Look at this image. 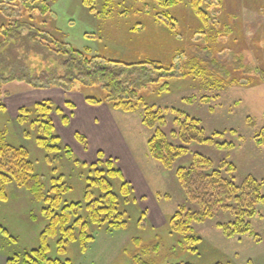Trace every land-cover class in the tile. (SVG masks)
Here are the masks:
<instances>
[{
    "label": "rangeland",
    "instance_id": "obj_1",
    "mask_svg": "<svg viewBox=\"0 0 264 264\" xmlns=\"http://www.w3.org/2000/svg\"><path fill=\"white\" fill-rule=\"evenodd\" d=\"M96 2L99 15L90 13L82 0H60L53 7L56 13L54 27L68 43L81 50L90 48L95 54L129 62L150 57L169 65L177 50L191 54L196 43L203 42L200 35L194 36L198 24L188 3L174 10L178 22L173 28L161 22L147 27V16L138 14L139 4L133 0H115L108 5L106 0ZM105 9L108 10L106 13ZM223 10V25L240 18L233 36L239 40L235 43L232 38L222 36L215 45L221 50H217L219 60L226 65L240 60L246 67L264 70V0H224ZM143 26L145 30L136 34L134 28L143 29ZM21 58L30 72L58 68L56 62L45 61L41 55L21 54ZM257 83L256 87L235 86L221 90L209 89L191 77L181 78L172 81L168 91L161 95L154 93L147 101L149 106L164 111L167 124L162 131L175 144L179 142L171 138V133L177 131L179 113L201 121L207 137L218 143L234 144L231 151L196 144L189 148L193 154L210 158L216 167L223 161L233 164L236 172L224 176L237 186L253 178L262 185L264 195V147L257 146L255 141L264 130V83ZM46 101H50L55 109L60 107L70 118L72 125L67 128L55 111L51 114L63 143L73 150L81 163H97V153L103 151L105 160L114 159L134 188V202L121 206L128 214V222L123 228L95 230V238L86 249L79 243L66 244L62 253L50 241V257L70 259L74 264H139L140 261L143 264H264V205L258 206V214L251 220L252 235L231 240L225 238L218 225L231 222L233 217L229 212H221L213 220L194 224L202 242L190 243V250L179 247L180 238L171 232L169 218L184 207L190 211L199 209L189 200L176 176L178 168L191 164L192 155L178 162L172 171L153 160L148 141L154 130L143 125V111L125 114L102 106L96 109L93 119L82 122L66 107V102L72 101L81 111L82 106H86L82 94L65 95L57 89L31 92L13 89V93H8L4 99L8 116L0 117V133L7 132L9 144L28 149L35 172L47 188H50L52 168L57 166L72 188L65 199L86 205L85 180L78 166L64 154L50 163L34 137H26L27 125L17 119L21 108ZM94 131L98 134L90 133ZM77 133L87 138L86 145L76 139ZM111 183L120 197L119 182ZM8 192V201L0 207V225L13 239L0 235V257L4 262L10 255L38 248L47 225L39 214L42 206L35 203L27 190L12 184ZM82 214L86 215L85 210Z\"/></svg>",
    "mask_w": 264,
    "mask_h": 264
},
{
    "label": "trees",
    "instance_id": "obj_2",
    "mask_svg": "<svg viewBox=\"0 0 264 264\" xmlns=\"http://www.w3.org/2000/svg\"><path fill=\"white\" fill-rule=\"evenodd\" d=\"M59 1H0V117L8 116L4 99L8 93H13L15 87L28 91L57 89L65 95L78 93L90 106H108L125 114L143 111V125L148 130H154L148 141L153 160L165 170L172 171L178 162L192 155L191 164L178 168L176 176L189 200L199 209L190 211L184 207L169 218L171 232L180 238L179 247L190 250V243L197 245L202 242L196 235L194 224L213 220L221 212H229L233 217L231 222L218 225L225 238L231 240L252 235L251 220L258 214V206L264 205L262 185L249 178L237 186L224 176H232L236 172L233 164L223 161L216 167L210 158L193 154L189 148L196 144L231 151L235 148L234 144L218 143L214 138L207 137L201 121L182 113L176 119L177 131L171 133V138L179 142L175 144L162 131L167 124L164 111L149 106L147 101L154 93L161 95L168 91L172 81L181 78L191 77L209 89L221 90L235 86L256 87L257 82L264 83V70L260 67H246L240 60L226 65L219 60L218 51L221 50L215 45L222 36L238 43L239 39L233 36L240 18L222 24L224 0H133L139 4L138 14L147 16V27L161 22L175 28L178 19L174 10L188 3L198 24L193 31L194 36L200 35L203 42L198 41L191 54L177 50L169 65L150 57L129 62L95 54L90 48L81 50L68 43L60 30L54 27L56 13L53 7ZM82 1L90 13L99 15L97 0ZM106 1L108 5L115 0ZM107 11L105 9L104 12ZM215 12L216 15L213 14ZM134 29L136 34H140L145 27ZM21 54L41 55L45 61L56 62L58 68L30 72ZM59 68L61 71H58ZM66 107L74 110L76 105L67 101ZM53 111L64 126L70 125V118L62 113L60 107L55 109L50 101L21 108L17 119L27 125L26 137H34L50 163L64 154L78 166L85 180L86 205L84 207L81 203H70L65 199L72 188L58 172L57 166L52 168L50 188H47L42 177L35 172L28 149L9 144L6 141L7 132H1L0 207L8 201V189L15 184L27 190L35 203L42 206L39 214L47 223L40 246L22 254L10 255L7 264H74L70 259L50 257V241L62 253L66 244L79 243L82 249H86L95 238V230H118L128 222V214L121 206L134 202L132 184L125 179L114 159L105 160L103 151L97 153V163H81L58 134L56 123L51 118ZM251 126L254 127V124L251 123ZM75 137L86 145L84 135L77 133ZM255 141L257 146L264 147V130ZM112 181L119 182L120 197L115 193ZM84 210L86 215L82 214ZM0 235L13 239L1 225ZM139 264L143 263L140 261Z\"/></svg>",
    "mask_w": 264,
    "mask_h": 264
},
{
    "label": "crops",
    "instance_id": "obj_3",
    "mask_svg": "<svg viewBox=\"0 0 264 264\" xmlns=\"http://www.w3.org/2000/svg\"><path fill=\"white\" fill-rule=\"evenodd\" d=\"M14 89H22V90H26L25 88H21V87H15ZM26 91H28V90H26ZM31 92V91H30ZM78 106V105H77ZM76 106V108L74 109V110H71V109H69L70 111H72L73 112V117L76 115V118L75 119H77V120H81L82 119V122H84V121H88L89 120V118L90 119H93L94 118V116L93 115H96L97 113H96V109H98L99 107H93V106H90V105H88L87 103H86V106H82V109H81V111L80 110H78V107ZM80 111V112H79ZM79 112V113H78ZM72 119V118H71ZM72 125V122H71V120H70V125L69 126H71ZM68 126V127H69ZM66 127V126H65ZM67 127V128H68ZM90 133H93V135H94V133L95 134H98L96 131H94V132H90ZM86 135V134H85ZM88 135V134H87ZM86 135V136H87ZM102 136V132H100L99 133V137H101ZM89 138H90V136H89ZM0 264H7V261L6 262H4L3 260H2V257H0Z\"/></svg>",
    "mask_w": 264,
    "mask_h": 264
}]
</instances>
